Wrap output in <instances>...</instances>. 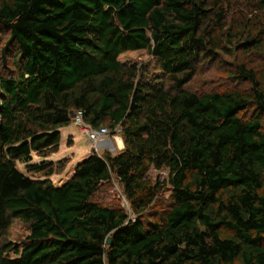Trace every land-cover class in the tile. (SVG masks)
<instances>
[{
	"label": "trees",
	"instance_id": "1",
	"mask_svg": "<svg viewBox=\"0 0 264 264\" xmlns=\"http://www.w3.org/2000/svg\"><path fill=\"white\" fill-rule=\"evenodd\" d=\"M0 264H264V0H0Z\"/></svg>",
	"mask_w": 264,
	"mask_h": 264
},
{
	"label": "rangeland",
	"instance_id": "2",
	"mask_svg": "<svg viewBox=\"0 0 264 264\" xmlns=\"http://www.w3.org/2000/svg\"><path fill=\"white\" fill-rule=\"evenodd\" d=\"M148 59H149V57L147 56V53L143 52V51L138 52V53L128 54V55L122 57L123 61L126 60V61L138 62V63H140L142 61H146ZM210 78H211V76H210ZM206 80H207V78L199 75V77L197 78L198 83H196V85L198 87H200L205 83ZM72 125L75 126L74 124H72ZM75 127H77V128H74V131L76 132V137L78 139L75 141L76 147H73V145H72L73 142L71 140H67L68 137H66L64 143L61 144V146H60L59 152L52 155V158H55L54 159L55 162L58 159L62 160V159H69L70 158L72 160V164H75L76 162L79 161L80 155H81L80 152H82V150L91 151L93 149L94 150L96 149L94 147V145H92V143L87 139L85 132L83 130H81L78 126H75ZM78 129L81 131V133H79ZM65 135L66 134H64V136ZM110 138L114 144L111 142H108L107 144H108L110 149L108 148L105 151H101L100 155H104L105 152H110V153L116 154L118 151H120V148H119V145H120L119 138L121 139L120 129H117L116 133H111ZM121 142H122V139H121ZM79 147H80V150L78 152H76L77 148H79ZM112 147H115L117 149L115 151H113ZM81 148H82V150H81ZM87 154H88V152H87ZM40 161H42V159L35 157L32 164H37ZM19 169L21 171H23L24 173L28 174L26 165H20ZM148 176L154 180H157L160 178L161 182H162L164 179L167 178V172L166 171L152 170L148 174ZM53 181H54V183L57 184V183H59V178L55 177V178H53ZM119 196L120 195H118L117 198L121 201L122 207H124L129 212L130 211L129 207L126 205L124 199L122 197H119ZM165 197L167 198L168 195H165ZM129 214L131 215V213H129ZM28 234H29V230H28L27 226H25L21 223H15L13 228H12L10 238L13 240V242L16 245L20 246V243L24 240V238ZM10 256L15 257L14 252H10Z\"/></svg>",
	"mask_w": 264,
	"mask_h": 264
},
{
	"label": "built area",
	"instance_id": "3",
	"mask_svg": "<svg viewBox=\"0 0 264 264\" xmlns=\"http://www.w3.org/2000/svg\"><path fill=\"white\" fill-rule=\"evenodd\" d=\"M72 124L75 126H78L81 130H83L87 136V139L94 145L96 148L94 151H96L99 155L101 151H105L109 148L107 145L108 142L113 143V141L110 138L111 131L108 127L102 126L98 129L93 128L91 125L86 123L84 119V112L78 111L77 113H74L72 117ZM110 149V148H109ZM92 151V150H91ZM115 151V147L113 149ZM122 197L126 203V205L129 207L128 202L126 199L122 196V193L120 192V196Z\"/></svg>",
	"mask_w": 264,
	"mask_h": 264
},
{
	"label": "crops",
	"instance_id": "4",
	"mask_svg": "<svg viewBox=\"0 0 264 264\" xmlns=\"http://www.w3.org/2000/svg\"><path fill=\"white\" fill-rule=\"evenodd\" d=\"M74 128H77V127L71 125L70 127H68V128H66V129L63 130V132H62V142H61V144H63L64 141H65V138L68 137L67 140H71V141L73 142V143H72L73 147H76V146H75V141L78 140V139H77V137H76V132L74 131ZM78 131H79V133H81V131H80L79 129H78ZM64 134H66V135L64 136ZM75 138H76V139H75ZM73 147H72V148H73ZM119 148H120V151L124 149V143H123V140H122V145H119ZM85 149H86V148H85ZM79 150H80V147L77 148L76 152H78ZM81 150H82V148H81ZM87 152L89 153L90 151H89V150H88V151H84V150H82V152H80V154H81L80 157H82V156H84L85 154H87ZM76 154H77V153H76ZM78 155H79V154H78ZM54 159H55V158H50L51 161H54ZM57 161H59V159H58ZM54 162H55V161H54Z\"/></svg>",
	"mask_w": 264,
	"mask_h": 264
},
{
	"label": "bare ground",
	"instance_id": "5",
	"mask_svg": "<svg viewBox=\"0 0 264 264\" xmlns=\"http://www.w3.org/2000/svg\"><path fill=\"white\" fill-rule=\"evenodd\" d=\"M119 143L120 145H122L121 139L119 138ZM108 145V144H107ZM112 149H114V147H112Z\"/></svg>",
	"mask_w": 264,
	"mask_h": 264
},
{
	"label": "water",
	"instance_id": "6",
	"mask_svg": "<svg viewBox=\"0 0 264 264\" xmlns=\"http://www.w3.org/2000/svg\"><path fill=\"white\" fill-rule=\"evenodd\" d=\"M108 243H111V239L108 240Z\"/></svg>",
	"mask_w": 264,
	"mask_h": 264
},
{
	"label": "clouds",
	"instance_id": "7",
	"mask_svg": "<svg viewBox=\"0 0 264 264\" xmlns=\"http://www.w3.org/2000/svg\"><path fill=\"white\" fill-rule=\"evenodd\" d=\"M114 144V143H113ZM117 148H115V150H116Z\"/></svg>",
	"mask_w": 264,
	"mask_h": 264
}]
</instances>
